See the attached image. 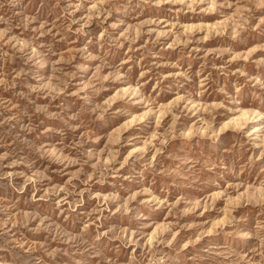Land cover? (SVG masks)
Here are the masks:
<instances>
[{
    "label": "rangeland",
    "instance_id": "rangeland-1",
    "mask_svg": "<svg viewBox=\"0 0 264 264\" xmlns=\"http://www.w3.org/2000/svg\"><path fill=\"white\" fill-rule=\"evenodd\" d=\"M0 264H264V0H0Z\"/></svg>",
    "mask_w": 264,
    "mask_h": 264
}]
</instances>
